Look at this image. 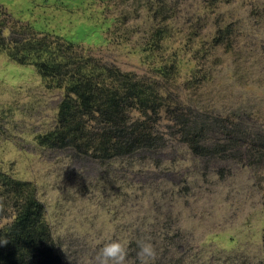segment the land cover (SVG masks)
<instances>
[{"label":"rangeland","instance_id":"rangeland-1","mask_svg":"<svg viewBox=\"0 0 264 264\" xmlns=\"http://www.w3.org/2000/svg\"><path fill=\"white\" fill-rule=\"evenodd\" d=\"M0 28L11 47L48 35L161 93L155 147L49 148L64 90L0 49V171L32 184L64 264H95L111 240L139 264L144 239L154 264H264V0H0Z\"/></svg>","mask_w":264,"mask_h":264},{"label":"trees","instance_id":"trees-1","mask_svg":"<svg viewBox=\"0 0 264 264\" xmlns=\"http://www.w3.org/2000/svg\"><path fill=\"white\" fill-rule=\"evenodd\" d=\"M19 28L29 31L25 26ZM161 35L156 29L149 40L157 42L147 43L153 48L159 46ZM71 47L48 35L34 34H25L11 47L0 28V49L16 62L33 64L47 88L64 90L56 126L38 143L49 148L70 147L81 153L91 151L104 159L159 145L152 134L153 114L158 115L162 106L158 88ZM133 111L143 119L131 122ZM6 209L13 219L0 226V264H64L55 253L44 206L32 184L0 171V221L6 217Z\"/></svg>","mask_w":264,"mask_h":264},{"label":"clouds","instance_id":"clouds-1","mask_svg":"<svg viewBox=\"0 0 264 264\" xmlns=\"http://www.w3.org/2000/svg\"><path fill=\"white\" fill-rule=\"evenodd\" d=\"M136 252L139 264H154L157 251L150 239L137 241ZM126 244L119 240H111L103 244L95 255V264H127Z\"/></svg>","mask_w":264,"mask_h":264}]
</instances>
